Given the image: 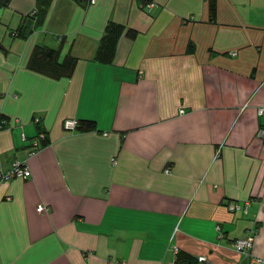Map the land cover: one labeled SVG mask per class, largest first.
I'll use <instances>...</instances> for the list:
<instances>
[{"label":"crops","instance_id":"0c3cea01","mask_svg":"<svg viewBox=\"0 0 264 264\" xmlns=\"http://www.w3.org/2000/svg\"><path fill=\"white\" fill-rule=\"evenodd\" d=\"M213 1L214 17L210 0L0 8V165L31 173L0 181V264H247L232 243L252 228L264 260V0ZM37 45L75 57L70 72Z\"/></svg>","mask_w":264,"mask_h":264},{"label":"trees","instance_id":"16d2710c","mask_svg":"<svg viewBox=\"0 0 264 264\" xmlns=\"http://www.w3.org/2000/svg\"><path fill=\"white\" fill-rule=\"evenodd\" d=\"M10 0H0V8H4L8 6ZM51 0H38L40 6L47 5ZM209 10L211 17H214L215 12V2L210 0L209 2ZM41 11V12H40ZM43 13V8L36 9L34 13H29L26 17L34 18V16L38 17ZM122 27L116 24H109L107 26V31L105 36L102 38L98 52L96 54V59L99 61H110L111 53L114 41L121 31ZM32 28L26 20L21 21L19 26L12 33L15 37L26 38L29 34L32 33ZM0 48L3 49L2 44L0 43ZM59 49H51L47 48L43 45H37L34 50V55L38 58L44 59L46 61H51L52 66H55L60 73H68L71 70V67L76 62V58L70 55H66L62 60H58ZM1 119V118H0ZM95 128V125L89 121L78 122L75 125V129L79 130H92ZM43 142L46 141V136L42 139ZM45 144V143H44ZM173 264H197L196 260L191 256L187 255L184 252L178 251Z\"/></svg>","mask_w":264,"mask_h":264},{"label":"built area","instance_id":"2783aa9c","mask_svg":"<svg viewBox=\"0 0 264 264\" xmlns=\"http://www.w3.org/2000/svg\"><path fill=\"white\" fill-rule=\"evenodd\" d=\"M91 2H94V0H91ZM151 4H148V7H151ZM234 55L235 52H232ZM246 104L244 105V107ZM257 114L261 117H264V103L259 105L257 107ZM75 122H72L70 120H66L64 122V126L67 129L74 128ZM5 126L6 128H9V122L6 123L5 121L0 119V127ZM259 136H264V127L258 132ZM45 135L43 132H40L38 135V139L42 140L44 139ZM24 139V136H23ZM39 146V143L35 140L33 142V148L32 150L28 153L29 156L33 155ZM166 172H169V170H166ZM31 175L30 170L26 164V160H18L15 159L11 166L7 169H4L0 165V181H5L13 178H28ZM248 202H245L243 204H238V203H230L227 205V209L230 212H243L244 214L247 212L248 209ZM37 211L38 212H43V211H48L47 206L44 204H39L37 206ZM255 229H249L246 232V235L244 237L236 239L233 243L232 246L240 254V256L246 260L247 264H264L263 258L255 255L251 249L253 245V235L255 233ZM200 261H205V257H200Z\"/></svg>","mask_w":264,"mask_h":264}]
</instances>
